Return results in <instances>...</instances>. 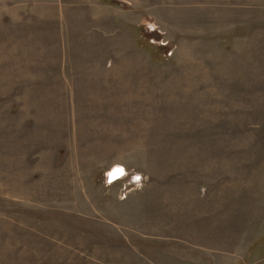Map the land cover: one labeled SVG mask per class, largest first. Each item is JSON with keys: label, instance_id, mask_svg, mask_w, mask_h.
<instances>
[{"label": "rangeland", "instance_id": "1", "mask_svg": "<svg viewBox=\"0 0 264 264\" xmlns=\"http://www.w3.org/2000/svg\"><path fill=\"white\" fill-rule=\"evenodd\" d=\"M0 264H264V0H0Z\"/></svg>", "mask_w": 264, "mask_h": 264}, {"label": "water", "instance_id": "2", "mask_svg": "<svg viewBox=\"0 0 264 264\" xmlns=\"http://www.w3.org/2000/svg\"><path fill=\"white\" fill-rule=\"evenodd\" d=\"M125 175V170L123 167L121 166H115L114 168H112V170H110V172L107 175V180L109 182L115 181L117 179L122 178ZM138 179V178H137Z\"/></svg>", "mask_w": 264, "mask_h": 264}]
</instances>
